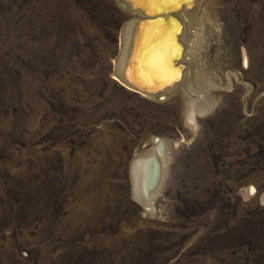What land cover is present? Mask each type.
<instances>
[{"label":"rangeland","instance_id":"374dc122","mask_svg":"<svg viewBox=\"0 0 264 264\" xmlns=\"http://www.w3.org/2000/svg\"><path fill=\"white\" fill-rule=\"evenodd\" d=\"M211 2L195 86L145 98L116 0H0V264H264V0Z\"/></svg>","mask_w":264,"mask_h":264},{"label":"bare ground","instance_id":"6f19581e","mask_svg":"<svg viewBox=\"0 0 264 264\" xmlns=\"http://www.w3.org/2000/svg\"><path fill=\"white\" fill-rule=\"evenodd\" d=\"M211 1L213 2V0H135V2L116 0L117 5L130 17L122 27L119 51L112 59L111 79L127 91L145 98L165 95L188 86V82L191 81L188 77L190 69L187 63L193 65L196 60L195 48L205 18L204 15L197 13L201 10L203 2L208 4ZM156 12H170L171 16L166 13L158 20L136 23L137 20L146 18L144 13ZM185 34H188L187 39ZM191 84L190 86L194 87L196 80L194 79ZM189 119L191 121L195 119L191 107ZM153 157L148 159L146 177L142 171L137 174L138 179L144 181L143 186L139 183L140 196L137 197L150 211H153V207L149 202L158 192L162 174L157 159Z\"/></svg>","mask_w":264,"mask_h":264},{"label":"water","instance_id":"95a60500","mask_svg":"<svg viewBox=\"0 0 264 264\" xmlns=\"http://www.w3.org/2000/svg\"><path fill=\"white\" fill-rule=\"evenodd\" d=\"M166 13H168V16H171V14L169 15L170 12H166ZM166 13H164V12H156V13H154V14L144 13V16H145L146 18L143 19V20H137L136 23H137V22H152V21H155V20H158L159 18H161V16H165ZM169 18H170V17H168V20H170ZM174 18H175V20H177L176 17H174ZM132 27H133V26H132ZM178 65H181V64H178ZM184 65H185V64H184ZM185 68H186V65H185ZM126 84H128V86H130V87H133V85H131V84H129V83H126ZM157 93H159V92H157ZM147 94H154V93H147Z\"/></svg>","mask_w":264,"mask_h":264},{"label":"snow or ice","instance_id":"6c2138e0","mask_svg":"<svg viewBox=\"0 0 264 264\" xmlns=\"http://www.w3.org/2000/svg\"><path fill=\"white\" fill-rule=\"evenodd\" d=\"M133 2H135V0H133ZM250 191H254V190H251V189H250Z\"/></svg>","mask_w":264,"mask_h":264}]
</instances>
